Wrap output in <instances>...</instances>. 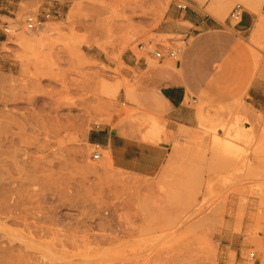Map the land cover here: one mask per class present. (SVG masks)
Returning <instances> with one entry per match:
<instances>
[{
	"label": "rangeland",
	"instance_id": "obj_1",
	"mask_svg": "<svg viewBox=\"0 0 264 264\" xmlns=\"http://www.w3.org/2000/svg\"><path fill=\"white\" fill-rule=\"evenodd\" d=\"M193 9L222 25L175 33ZM161 68L188 69L191 126L141 101ZM0 264H264V0H0Z\"/></svg>",
	"mask_w": 264,
	"mask_h": 264
},
{
	"label": "crops",
	"instance_id": "obj_2",
	"mask_svg": "<svg viewBox=\"0 0 264 264\" xmlns=\"http://www.w3.org/2000/svg\"><path fill=\"white\" fill-rule=\"evenodd\" d=\"M194 12H186L182 19L186 22H189L192 26L189 28H180L176 29L175 33H189L195 32L199 29L205 30H216L219 28L222 23L215 17L205 14L198 9H193ZM229 22V21H228ZM256 16L245 10L243 18L241 22L237 25L240 26L241 32H247L251 27L255 25ZM230 24V22H229ZM197 48H191L187 53L188 55H193L195 52L197 53ZM184 74H179L171 69L161 68L158 70H151L149 77H161L162 82H164L161 87L148 89L145 92L146 97L142 96L141 101L145 102L148 105L149 109L155 113H164V117L169 119L170 124H178L184 126H191L193 124V120L196 118V109L189 108V105L185 103V89L184 82H188L191 76L189 75V71L187 68L184 69ZM143 80V79H142ZM164 89V90H162ZM193 111L192 113H189ZM111 129H108V133L105 137L95 136L93 142L101 143L102 145H111L114 151V154L117 155L121 148L119 149L118 143L121 140L120 134L112 135ZM144 148H148L149 146H144ZM153 147L164 148L161 144L154 145ZM116 162L119 166L126 168H137L139 172L149 173L152 172L159 164L160 161L156 162L155 160L149 161V159H145L143 157H129L127 159H122L117 157Z\"/></svg>",
	"mask_w": 264,
	"mask_h": 264
},
{
	"label": "built area",
	"instance_id": "obj_3",
	"mask_svg": "<svg viewBox=\"0 0 264 264\" xmlns=\"http://www.w3.org/2000/svg\"><path fill=\"white\" fill-rule=\"evenodd\" d=\"M179 8L181 9H187L189 6L187 3L180 2L177 4ZM245 12L244 6L237 2L232 7L230 13H229V22L230 25H233V22L235 25L239 24L243 18ZM50 14L46 13V18H49ZM43 20L38 15H28L26 18V24L29 29H35L43 24ZM183 52V47L181 45H174V46H167V47H160L157 51H155V57L159 60H164L165 58L170 59H177L179 55ZM95 153V158L101 157V150L103 148L101 143H93ZM251 257L255 256V252H252Z\"/></svg>",
	"mask_w": 264,
	"mask_h": 264
},
{
	"label": "bare ground",
	"instance_id": "obj_4",
	"mask_svg": "<svg viewBox=\"0 0 264 264\" xmlns=\"http://www.w3.org/2000/svg\"><path fill=\"white\" fill-rule=\"evenodd\" d=\"M250 3V2H249ZM215 16V15H214ZM28 28V27H27ZM6 30L8 31V32H16V28H6ZM28 30H30L29 28H28ZM27 30V31H28ZM33 30V29H32ZM255 30V29H254ZM257 33H258V31H257ZM257 36H260L259 34H257ZM14 37V36H13ZM256 37V36H255ZM256 39H257V37H256ZM244 134V132H240V133H238V135H243Z\"/></svg>",
	"mask_w": 264,
	"mask_h": 264
}]
</instances>
